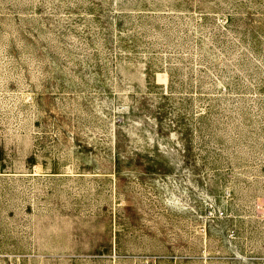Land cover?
<instances>
[{"label":"rangeland","instance_id":"374dc122","mask_svg":"<svg viewBox=\"0 0 264 264\" xmlns=\"http://www.w3.org/2000/svg\"><path fill=\"white\" fill-rule=\"evenodd\" d=\"M0 264H264V0H0Z\"/></svg>","mask_w":264,"mask_h":264}]
</instances>
